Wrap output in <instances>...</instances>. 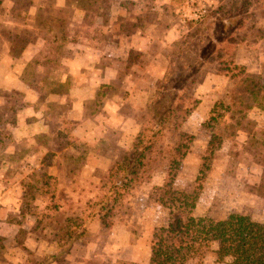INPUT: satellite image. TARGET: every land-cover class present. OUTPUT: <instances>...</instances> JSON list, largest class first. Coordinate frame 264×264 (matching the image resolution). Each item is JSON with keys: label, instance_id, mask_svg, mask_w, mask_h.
<instances>
[{"label": "rangeland", "instance_id": "374dc122", "mask_svg": "<svg viewBox=\"0 0 264 264\" xmlns=\"http://www.w3.org/2000/svg\"><path fill=\"white\" fill-rule=\"evenodd\" d=\"M1 2L0 264L42 263L106 194L108 170L132 148L155 96V83L138 70L140 37L167 56L164 79L190 33L187 20L205 23L211 35L217 17L246 8L236 33L246 40L223 53L264 86V0ZM154 23L156 32L145 33ZM219 67L216 58L205 63L150 160L132 174L111 226L93 223L52 264H148L155 230L177 211L170 199L177 192L190 196L194 217L239 213L264 223V111L232 109L209 124L233 86ZM214 136L217 149L208 153ZM217 249L206 250L207 263L224 264Z\"/></svg>", "mask_w": 264, "mask_h": 264}, {"label": "trees", "instance_id": "16d2710c", "mask_svg": "<svg viewBox=\"0 0 264 264\" xmlns=\"http://www.w3.org/2000/svg\"><path fill=\"white\" fill-rule=\"evenodd\" d=\"M1 3L0 0V5ZM217 11L223 12L222 7ZM245 13H248L246 8L238 14L225 11L217 17L219 30L211 35L204 31L205 23L187 20L190 33L179 43L180 53L171 55L169 71L164 79L156 83L154 99L142 118L141 129L132 148L121 162L108 170L106 179L113 181H110L106 194L96 203L87 222L79 226L73 225V229L67 232L66 239L69 243L63 241L59 251L40 264H52L68 257L74 244L87 235L88 228L93 223L100 222L107 228L111 226L113 214L128 195L132 174L150 160L157 139L174 118L176 107L185 106L187 94L192 90L206 62L216 58L220 66L219 74L233 81L228 101L216 102L209 112V124L215 125L232 109L250 112L260 108L264 111V86L260 77L252 75L243 64L234 59L226 60L223 53L224 45L246 40V34H236L245 29ZM216 140L217 137L214 136L208 153L217 149ZM73 146L81 150L79 145ZM170 185L171 183L168 186ZM177 194L175 196L178 199L174 195L170 198L177 211L169 225L154 232L148 264H209L206 262L205 252L214 243L218 245L216 254L220 263L264 264V223L239 213L197 218L190 211L193 206L188 204L190 196L180 192Z\"/></svg>", "mask_w": 264, "mask_h": 264}, {"label": "crops", "instance_id": "0c3cea01", "mask_svg": "<svg viewBox=\"0 0 264 264\" xmlns=\"http://www.w3.org/2000/svg\"><path fill=\"white\" fill-rule=\"evenodd\" d=\"M167 1H170V0H160V3H159V0L158 1L156 0V3L157 4L159 3L160 5H162V4H165ZM157 25L159 24L154 23L153 28H151L148 31H145V33H148V34L155 33L156 32L155 28L158 27ZM143 39L145 38L140 37V40H142V44L140 45L141 48L139 49V52L142 53V56H140L139 58L140 61L138 62V65H140V67H138V70L141 71L140 72L141 74L146 75V79L148 83H150L151 85L155 83V86H156V83L160 81L165 74L164 66L168 62V59L166 58L167 56H165L164 54H161V53L155 54L151 52V46L153 44L151 39L150 38H146V40H143ZM162 43L163 42H161L160 44ZM129 50L130 52H134L131 48Z\"/></svg>", "mask_w": 264, "mask_h": 264}, {"label": "built area", "instance_id": "2783aa9c", "mask_svg": "<svg viewBox=\"0 0 264 264\" xmlns=\"http://www.w3.org/2000/svg\"><path fill=\"white\" fill-rule=\"evenodd\" d=\"M203 16V15H202ZM202 16L200 18H202Z\"/></svg>", "mask_w": 264, "mask_h": 264}]
</instances>
